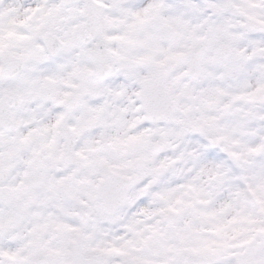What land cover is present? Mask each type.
Listing matches in <instances>:
<instances>
[{
	"label": "snow or ice",
	"instance_id": "snow-or-ice-1",
	"mask_svg": "<svg viewBox=\"0 0 264 264\" xmlns=\"http://www.w3.org/2000/svg\"><path fill=\"white\" fill-rule=\"evenodd\" d=\"M0 264H264V0H0Z\"/></svg>",
	"mask_w": 264,
	"mask_h": 264
}]
</instances>
